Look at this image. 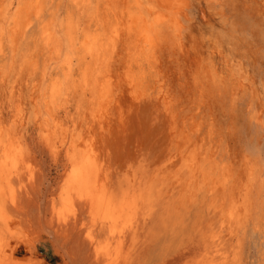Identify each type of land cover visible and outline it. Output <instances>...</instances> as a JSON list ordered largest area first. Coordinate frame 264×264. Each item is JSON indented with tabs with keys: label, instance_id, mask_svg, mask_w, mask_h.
I'll use <instances>...</instances> for the list:
<instances>
[{
	"label": "rangeland",
	"instance_id": "rangeland-1",
	"mask_svg": "<svg viewBox=\"0 0 264 264\" xmlns=\"http://www.w3.org/2000/svg\"><path fill=\"white\" fill-rule=\"evenodd\" d=\"M111 1L114 17L99 11L106 42L116 19L127 23L119 15L126 0ZM180 1L178 30L167 28L137 84H128L139 69L130 71V41L121 37L116 52L87 58L85 76L76 60L53 105L48 87L61 62L44 75L41 25L59 5L81 33L95 20L75 0H37L42 18L34 7L28 27L10 24L0 57V166L15 174L14 198L2 203L9 229L0 233H9L19 264H94L95 247L110 249L99 264H264V0ZM15 2L0 0V14L10 17ZM91 160L102 194L122 199L135 177L147 179L152 198L124 219L133 231L120 235L121 222L115 234L101 229V212L70 188ZM212 240L221 242L205 247Z\"/></svg>",
	"mask_w": 264,
	"mask_h": 264
},
{
	"label": "bare ground",
	"instance_id": "bare-ground-1",
	"mask_svg": "<svg viewBox=\"0 0 264 264\" xmlns=\"http://www.w3.org/2000/svg\"><path fill=\"white\" fill-rule=\"evenodd\" d=\"M36 1L35 0H16V2L13 4V6H14V10L12 12L13 14L10 17H8L9 11L5 10V8H4L5 11L0 14V57L7 54V51H5V49H7V48L10 49V44L8 43L9 39H10L9 36H11L10 24H13L14 26H16V25L18 26L19 24L21 25V23L24 21L22 24L23 28L28 27L29 23L27 22V15H28L29 11L35 7ZM112 1H114V3H117L118 0H112ZM145 1L144 0H126V2H125V0H124L125 4H127V5H126V7H124L125 9L123 11H121L120 14L119 13L118 14L121 17L126 18L127 23L124 24L125 26H121V24L118 23L119 19H116V17H115L114 19H116V20L115 21L113 20L115 23L114 22L112 23L113 27L111 29V34L108 31V34H110V36H109V40L107 42L105 41V35H106L104 32L105 30H103L104 26H105L104 22L106 19H111L109 17H114V10L111 8L112 5L107 4L108 0H75L74 5L76 7L81 8V9H85L86 11H89L90 18H92V20L93 19L95 20L94 21L95 27H93L91 29V31H88V32L84 31V33L80 32V31H83V29L80 30L81 29L80 24L76 21V19L73 18V16L68 15L69 12L65 13L66 17L62 16L63 6L59 5L56 8H54V10L52 11L51 16L48 18V20L45 21L44 23H42V25H41V33L43 35L42 40H44V43H45L44 48L46 46V48H47L46 51H48V64H46L47 66L45 67L44 75L49 74V76H52L51 73H48V70L50 69L51 64L61 62V64L59 66L56 64L55 67H59L58 71H56L54 73V75L51 77L52 81L48 87L49 97H50V101H51L52 105L57 101L58 97L62 95L63 85L65 84L64 83L65 80L70 79L74 75V72H75L74 68H75L76 60H78L80 62V64L83 66L82 72L85 76L88 72V69H89L88 63H90V62H88L86 64V61H90V60H87V58L99 60L105 54V52L108 50L109 46L111 47L112 52H114L116 50L115 48L117 46V42L120 39H123L121 37H124V38L127 37L130 41V44L128 45V52H129V57H130V63H129L130 71H131V68H133L134 66L139 69L138 73H132V74L128 75V79H129L128 84L130 85V87H133L135 84H137L138 79H142L145 77V72H144L143 66H142L144 61H146L150 57H152V55L157 51L159 40L163 38L165 32H167L166 30L168 27L171 28L173 32L178 30V28H179L178 14L181 10H183V9H180V8H182L180 0H161V1H163V5H159V3H157V4L147 3ZM161 1H159V2H161ZM182 3H184V2H182ZM160 4H162V2ZM8 6L9 5H7V7ZM119 6H121V5L119 4ZM101 7L103 8V11H102L103 16L102 17L106 16V19L100 18L99 11H100ZM35 8H36L35 18L36 17L39 19L42 18L41 17L43 15L42 7L39 5ZM117 20H118V22H117ZM107 22H108V20H107ZM93 26H94V24H93ZM13 30H15V29H13ZM11 38H12V36H11ZM121 42H123V41L121 40ZM78 46L80 48V51L76 52ZM65 49L67 50V55H66V57L65 56L63 57ZM45 79H46V77L43 78L42 80L44 81ZM52 123H53V121H52ZM0 130L3 133V129H0ZM4 134H5V132H4ZM7 141L5 140V142H7ZM6 148L8 149L9 147H6ZM4 152H5V150H4ZM5 153H7V152H5ZM8 156H9V160H11L10 155H8ZM8 156H7V159H8ZM91 157H89V159ZM11 158H12V156H11ZM5 160H6V158H5ZM71 160H73V159H71ZM80 160L78 162H80ZM87 160H85V161H87ZM92 160L89 164H88V162L87 163L83 162L78 167L77 170H76L77 167L73 166V169L76 170V173L75 174L72 173L74 175V180L73 181L71 180L73 183L71 182L72 185L71 184L70 185L73 187H70V188H74V190L76 189L75 192L77 191V193H78L77 195H79L78 199H79V201H82L81 204L83 203L84 206L89 205V206H91V208L93 210L101 212L100 213L101 218L99 221L101 229L108 227V228H110V230L112 228L111 231H113L114 226L117 223L121 222V224H122L121 228H117L120 235H121V232L123 235L126 233L125 231H129V230L133 231L132 228L130 226H128L130 224H128L126 226L128 221L124 220V219H127L131 215V213L134 212L135 209H138L140 207V205L143 206L144 205L143 203H145L148 199L150 200V197L152 198V192L149 191V194H148V192L146 191L148 194V197H147V195L145 194L144 187L142 188L143 183H144V185L147 184V182H146L147 179L144 180V179L140 178L138 180V177L137 178L135 177V179H133L132 181L129 180V181H131V184H129V187L127 188V190H125V192H123L124 197L122 199H118V197L114 193L113 194H104V193L102 194L100 189H98L99 188L98 181H101V180H99V171H98L99 169L94 165H90L91 163H93ZM88 161H90V160H88ZM1 163L2 162H0V164ZM5 163L2 164L4 167L2 165L0 166V167H2L0 169V176H1L0 178L2 179L1 181L4 183V185H3L4 189L2 187H0V232H3L4 231L3 228L6 229V225H8V223L3 218V215H5V213L2 211L3 210V204L2 203H5V199L7 198L8 194L10 195L11 200H12V198H14L13 192L11 189V182H12L14 177L12 178L11 176L15 175V174L12 172V169H10L9 167L6 168L7 164H5ZM13 170H14V168H13ZM16 170H18V169H16ZM16 170H14V171H16ZM17 175H19V174H17ZM70 176H72V175H70ZM70 179H73V176H72V178L70 177ZM20 181L21 180H19V182ZM216 185H217V183H216ZM216 185H215V187H216ZM247 190H249V189H247ZM214 191H215V189H214ZM247 193H248V191L246 192V186H244L240 191V195L242 198H245ZM7 199H9V198H7ZM14 200H13V202H14ZM11 203H9V204H11ZM14 204H15V202H14ZM142 206H141V208H142ZM4 207H5V205H4ZM144 210H145V208H144ZM2 212L4 214H2ZM135 212H136V210H135ZM90 213H91V211H90ZM142 213H143V211H142ZM133 215H135V214H133ZM133 218H131L130 220H132ZM7 219L9 220V218H7ZM134 219L132 220L133 222H134ZM231 219H234V217H231ZM231 219H229L228 222ZM125 222H126V224H125ZM231 222H233V220L230 221V223ZM136 228H138V227H135V231H137ZM8 229H6V230H8ZM11 229H13V228H11ZM6 232H8V231H6ZM114 232L115 231H113L112 233L115 234ZM4 234L0 233V264H19L18 259L15 258V256H14V251H13L14 248H11L10 245H6L7 240L9 242V239H5V237L9 233L5 234V236L3 237L6 243L4 242V240L1 237ZM9 236H7V238ZM128 236H129V234H128ZM220 242H217L216 240H212V241H210V243L208 245H205V247L207 246V248H209L211 246L210 244H213L212 246L217 247V245ZM89 243H90V241H89ZM104 249H102L103 250V253H102L100 249H97L96 247L94 248V254H95L94 264L100 263L101 255L105 256L106 260L108 258L111 259V254L109 251L110 249L108 250L107 247H106V251H104Z\"/></svg>",
	"mask_w": 264,
	"mask_h": 264
}]
</instances>
